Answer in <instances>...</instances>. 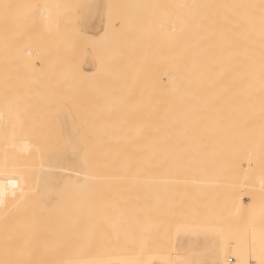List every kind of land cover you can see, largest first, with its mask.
Listing matches in <instances>:
<instances>
[{
	"label": "bare ground",
	"instance_id": "bare-ground-1",
	"mask_svg": "<svg viewBox=\"0 0 264 264\" xmlns=\"http://www.w3.org/2000/svg\"><path fill=\"white\" fill-rule=\"evenodd\" d=\"M88 1L82 3L85 6L80 10V34L73 31L76 34L71 35L74 29L70 28L72 22L67 24L70 30L64 25L66 20L71 19L66 12L71 9L76 11L74 4L81 6L82 0L80 3L79 0H0V103L10 102V106H13L11 103L16 102L14 104L18 110L20 103L24 111V118H19L23 122L22 126L19 120L17 122L20 125L11 119L16 127L12 128L9 120L13 118V114L4 117L8 108L5 110L4 106L0 107V128L8 118V126L4 125L5 128L2 129H8L7 132L15 129L13 132L18 134L14 132L17 139L9 142V146L5 144L6 149L13 150L6 152L1 149L4 154L0 153V264H214L227 255L232 259L229 260L227 256L225 260L231 261L234 258L236 264H248L250 260L254 264H263V244L258 238L264 237V234L255 232L253 242H248L246 238L253 234L250 233L253 223L264 222V0H169L172 2H169L170 28L165 25L169 32H163L169 34H162V42H154L152 52L149 53L150 56L153 55L152 59L162 64L163 70L161 78L159 77L161 81L157 84L160 82V85L155 86L153 93L147 92L148 90L141 92L146 87L142 90L138 87L139 91L135 88L136 94L139 93L131 98L127 96L129 91L123 94L119 92L123 85L120 79L122 76L118 77V82L103 84L108 79L116 81L114 78L120 75L121 68L119 72L115 70L116 77L108 74L103 78L107 77L103 83L94 82L93 73L105 61L101 58L103 54L94 47L96 48L99 40V43L103 42V38L106 40L104 35L110 27V0ZM136 1L138 2L131 0L134 2V9L138 8ZM127 3L130 4V1ZM117 5L120 4H114V7ZM131 6L133 7L131 4L128 7ZM166 6L168 8V3ZM145 9L148 11V5ZM127 13L124 15H128ZM164 20L167 22V19ZM164 20L161 21V26L164 25ZM122 24L125 26L124 22ZM147 29L149 30V25L145 31ZM129 40L131 41L130 38ZM127 41L126 39V44ZM160 44L162 51H158ZM114 55H117L114 60L120 58L122 61L119 52ZM151 63L155 62L152 60ZM155 67L149 68L150 71ZM156 71L159 74L160 70ZM152 77L149 76V80ZM50 80H55V83L49 85ZM143 84L145 83L142 82L141 85ZM133 93L135 92L132 95ZM26 112L30 116L27 117ZM29 112H33V116L36 114L37 118L32 117L33 113ZM46 113L48 117L55 116L63 137L62 144L55 145L56 150L52 149V152H48L53 143L48 133L50 127L43 120ZM19 116H16V120ZM23 119H27V125ZM49 119L52 120L51 117ZM35 120L38 127L47 126L45 131L48 135L43 136L44 131L40 132L42 128H37L40 131L31 128L36 123L29 121ZM58 140L60 142L61 139ZM5 152L9 158L3 156L6 155ZM11 153L12 157L15 155L14 159L10 156ZM48 175L59 180L62 178L58 183L52 179L58 187L64 185V178L66 182L70 178L73 184L76 182L80 186L76 185V191L78 188L83 190L89 187L87 183L92 182L107 183V187L116 182L117 187L118 182L125 181L129 185L131 181L133 186L136 185L135 189L138 187L135 194L129 188L126 190L135 195L138 204L135 202L136 207H132L134 199L127 198L125 190L126 202L131 199L133 204L124 202V192L122 198L121 193L118 197L115 195L117 200H122L121 204L119 201L116 204V200L112 201L113 193L107 195L104 187L102 194L105 192L108 199H111L108 204L103 199V204L100 202L97 206L98 200L97 208H93V204V210L90 211V204L85 208L81 203L85 202V197L79 196L73 219L67 214L74 225V228L71 225L68 229H74L75 232L69 252L65 249L67 245L53 244V240L49 243L50 239L47 237L42 240L46 241L47 238L48 243L40 240L39 235L49 231L42 224L44 225V221L50 223L48 216H52L49 211L43 212L42 203L38 207L34 202L36 209L32 207V212L25 209L27 202L22 205L28 213L31 212L28 214H32L33 218L29 217L31 222L22 214V219H19L21 215L15 217V220L19 219L15 222L13 213L8 211L12 208L14 211L16 208L13 205L19 204V199L21 201L29 191L35 194V191L43 188V184H46L45 192L50 193L53 185H49V191L48 184L51 179L48 184L41 183L42 180L49 179L46 178ZM40 183L41 189H38ZM62 189L64 188H59L58 193ZM99 189L98 196L94 190L98 198L102 196ZM121 189L124 188L120 187L119 191ZM107 190L109 191V187ZM38 193L35 194L37 199L44 200L47 209L49 204H45L46 193V196L40 193L43 197L41 200ZM49 193L47 202L51 206L53 202L50 199H54L55 194L50 193L53 196H49ZM251 198L256 199V208L253 216L247 217L243 212L247 209V200ZM37 199L34 201L37 202ZM96 200L95 198V203ZM28 201L32 205L31 199ZM66 201L69 203V198ZM58 203L59 200L55 207ZM65 205L66 202L62 208ZM105 206L107 211L103 210ZM17 208L19 209V205ZM37 209H41V212ZM52 209L54 208L51 207L50 212L54 213L55 209ZM68 210L66 208V212ZM126 214H130L129 219L132 215L135 217L134 227L128 224V231L125 230L128 221L124 217ZM54 216H60L59 212ZM35 221L44 223H40V227L30 225ZM58 222L60 220L56 224ZM63 231L56 232L61 235ZM107 231L109 232L106 234ZM208 231L216 233L218 239L214 250L209 249L208 252L204 247L192 245L194 240L190 238H197L199 234ZM65 232V237L71 235ZM55 236L58 238L59 235ZM184 236L188 241L185 248L180 246ZM65 240L67 242L66 238ZM62 246L69 255L61 251ZM179 247L182 249L179 250Z\"/></svg>",
	"mask_w": 264,
	"mask_h": 264
},
{
	"label": "rangeland",
	"instance_id": "rangeland-1",
	"mask_svg": "<svg viewBox=\"0 0 264 264\" xmlns=\"http://www.w3.org/2000/svg\"><path fill=\"white\" fill-rule=\"evenodd\" d=\"M71 1H74V0H69V2H71ZM83 2H81V0H79V3L81 4V6L80 5H78V3H75L74 4V6L76 7L75 9H76V11H74V9H71V11L70 12H66V15L67 14H69V15H67V17H71V19L70 20H66V23L64 24L65 26L68 24V23H71L72 22V24H70V28L71 29H73L71 32V35H75L76 33H77V31H78V33L80 34V30H79V22H80V25H81V21H80V19H82V18H80L81 17V15H80V10H82L81 8H82V6H85L84 4H82V3H86V1H88V0H82ZM93 1V0H92ZM91 1V2H92ZM118 1L119 0H110V5H109V9L108 10H110V12H109V18L108 19H110V27L108 28V31H107V34H105L104 35V37L106 38V40L103 38L102 40H103V42L101 43V45H100V43H99V41H101V40H99L98 41V44L96 43V48L94 47V49H96V51H98V52H101L102 54H103V56H101V58H102V61L105 59V61H103V63L100 65V69H101V71H103V72H101V71H99L100 69H98V71H99V73H98V71H95L97 74H95V72L93 73V75H95V78H94V82L95 83H98V84H100V83H103L104 81L103 80H107V77H106V79H103V78H105V76H107L108 74H113L114 75V77H116V75H117V73H115V72H117L118 70L120 71V68H121V72H119L120 73V75L118 74L117 75V78H114V79H116V81H109V79H108V81H109V83H107V82H105V83H103V84H110V83H114V82H118L117 80L119 79L118 77H120V76H122L123 78H120V79H122V81H123V85H122V87H120V90H119V92H121L122 94L124 93V92H127V91H129V93L127 92V96H128V98H129V96H130V98L131 97H134V95H136L137 96V94L139 93H137L136 94V89L139 91V89H138V87L140 88V90H142V89H144V87H146V89H144V90H142L141 92H145V91H147V92H151V93H153V92H155V86L158 84V81H161L160 80V76H161V74H162V70H163V67H162V64H161V62H157V60L155 61V59L153 58H151V57H153V55L152 56H150L149 55V53L151 54V52H152V49H153V43L155 42V43H159V42H162V40H161V35L162 34H164L165 32H169V31H166V29L167 30H169V26H170V21H169V19L171 18V13H170V11H171V4H172V0L171 1H169V0H154V2H153V0H138V2L136 1L135 2V4L137 5L136 6V8L137 9H139V11H137V9H134V7H135V5L131 2V0H120V2L118 3ZM123 1V2H122ZM128 1H130V4L131 5H133V9H131V7L129 8L128 6L130 5L129 3H127ZM135 1V0H134ZM140 1V2H139ZM142 1H144L143 3H142ZM162 1V2H161ZM168 1V2H167ZM76 2H78V1H76ZM89 2V1H88ZM87 2V3H88ZM113 2V3H112ZM116 2V3H115ZM126 2V3H125ZM147 2V3H146ZM157 2V3H156ZM164 2V4H162ZM166 2V3H165ZM171 4H170V3ZM90 3V2H89ZM140 3H142V4H140ZM151 3V4H150ZM159 3V4H158ZM168 3V8H169V6H170V10L167 8V6H166V4ZM76 4L78 5V6H76ZM114 4L116 5V4H120V5H122V6H120V5H117V6H115L114 7ZM125 4V5H124ZM128 6H127V5ZM153 4V5H152ZM156 4H157V6H156ZM108 5V4H107ZM124 5V6H123ZM139 5H142V7H140ZM146 5V6H145ZM147 5H148V11H146L147 9H145V8H147ZM158 5H160V6H158ZM80 6V7H79ZM151 6V8H153L152 10H151V8H149ZM158 9H155V7ZM162 6V7H161ZM117 7V8H116ZM164 7V8H163ZM71 8V7H70ZM70 8H68L69 10H70ZM80 8V9H79ZM108 8V7H107ZM115 10H114V9ZM118 8H120V11L118 10ZM122 8H123V10H122ZM126 8H129V10H127L128 11V13H127V11L125 12V9ZM144 8V9H143ZM165 8H167L166 10H165ZM79 9V10H78ZM112 9V10H111ZM140 9H141V11H140ZM143 9V10H142ZM163 9H164V11H163ZM73 10V11H72ZM77 10H78V12H77ZM122 10V11H121ZM132 10H134L135 12H131ZM153 10H155V13H154V11ZM156 10H157V12H156ZM159 10H160V12H159ZM146 11V12H145ZM149 11H150V13H149ZM75 12H77L76 14H75ZM121 12V13H120ZM122 12H124L123 14H122ZM74 13V14H73ZM116 13V14H115ZM118 13H120V14H118ZM125 13H127L128 15H124ZM133 13H135L134 15H133ZM139 13H140V15H139ZM147 13V14H146ZM154 13V14H153ZM160 13V15H158ZM164 15H163V14ZM70 14H72V15H70ZM79 14V15H78ZM137 14V15H136ZM167 14V15H166ZM66 15H64L65 16V18H64V16H63V18L64 19H66ZM78 15V16H77ZM121 16V18H120V16ZM138 15H139V17H138ZM149 15H151V16H149ZM74 16L76 17L75 19H74ZM125 16V17H124ZM155 16V17H154ZM164 16H170V17H168V18H166V17H164ZM78 17V18H77ZM107 17V16H106ZM133 17H135L134 19H133ZM138 17V18H137ZM154 17V18H153ZM161 17V18H160ZM164 17V19H167V22H166V20H164V19H162ZM124 18H126L125 20H123ZM132 18V19H131ZM147 18V19H146ZM157 18V19H156ZM68 19V18H67ZM76 19H78V22L76 21ZM104 19H106V18H104ZM114 19V20H113ZM142 19V20H141ZM71 20H74V21H71ZM127 20V21H126ZM129 20V21H128ZM136 20V21H135ZM146 20V21H145ZM148 20V21H147ZM155 20H157V21H155ZM162 20H164V25L163 26H161L162 24H163V22H161ZM171 20V19H170ZM118 21H119V23H120V21H121V23L120 24H118ZM133 21H135V22H133ZM75 22V24H73ZM114 22V23H113ZM116 22H117V25H116ZM124 22V24H125V26L122 24ZM133 22V23H132ZM138 22V23H137ZM154 22V23H153ZM78 23V24H77ZM130 23V24H129ZM162 23V24H161ZM113 24V25H112ZM139 26H138V25ZM155 24V25H154ZM119 25V26H118ZM136 27H134V26ZM148 25H149V30L147 29V31H145L146 30V28L148 27ZM166 25V26H165ZM68 26V28H69V25H67ZM111 26H112V28L114 29H111ZM117 26V27H116ZM124 26V27H123ZM141 26V27H140ZM155 26V27H154ZM158 26H160V27H158ZM169 27V28H165V27ZM77 27V28H76ZM122 27V28H121ZM128 27V28H127ZM140 27V28H139ZM153 27V28H152ZM158 27V28H157ZM70 28H69V30H70ZM138 28V29H137ZM154 28H155V30H154ZM161 28V29H160ZM164 28V29H163ZM78 29V30H77ZM121 29V30H120ZM131 29V31H129ZM151 29V30H150ZM153 29V30H152ZM124 30V32H122ZM159 30V31H158ZM162 30H164V31H162ZM73 31L75 32L76 31V33H73ZM127 31V32H126ZM133 31V32H132ZM161 31V32H160ZM113 34H112V33ZM141 32V33H140ZM143 32V33H142ZM149 32V33H148ZM164 32V33H163ZM120 33H121V35H120ZM124 33V34H123ZM138 35H137V34ZM145 33H146V35H145ZM157 33H159V34H157ZM110 34V35H109ZM133 34H134V37H133ZM167 34V33H166ZM166 34H164V35H162V36H166ZM169 34V33H168ZM167 34V35H168ZM116 35V36H115ZM118 35H120V36H118ZM158 35H160V36H158ZM123 36L128 40L127 41V44H126V39L125 38H123ZM129 36H131V37H129ZM138 36H139V38H138ZM151 36V37H150ZM109 37V38H108ZM118 37V38H117ZM144 37V38H143ZM150 39H149V38ZM153 37V38H152ZM158 37V38H157ZM114 38V39H113ZM123 38V39H122ZM129 38L131 39V41L129 40ZM137 38V39H136ZM140 38H142V40L140 39ZM156 38V39H155ZM159 38H160V40H159ZM145 39V40H144ZM152 39H154V40H152ZM158 39V40H157ZM147 40V41H146ZM125 41V42H124ZM157 41V42H156ZM159 41V42H158ZM122 42V43H121ZM108 43V44H107ZM129 43V44H128ZM143 45H142V44ZM148 43V44H147ZM121 44V45H120ZM123 44V45H122ZM130 44H132V45H130ZM145 44V45H144ZM98 45H100V46H98ZM113 45V46H112ZM125 45V46H124ZM136 45V46H135ZM161 45L162 44H160V47L158 46V48H159V50L158 51H162L161 49H162V47H161ZM103 46V47H102ZM122 48H121V47ZM127 46V47H126ZM140 46V47H139ZM143 46V47H142ZM147 46V47H146ZM152 46V47H151ZM99 49H98V48ZM120 47V48H119ZM126 47V48H125ZM139 49H138V48ZM148 47H150V48H148ZM102 48V49H101ZM107 48V49H106ZM119 49V50H118ZM144 49V50H143ZM150 49V50H149ZM104 50V51H103ZM110 50V51H109ZM117 50V51H116ZM143 52H142V51ZM125 51V52H124ZM133 51V52H132ZM138 51V52H137ZM116 52H119V54H121L120 55V57H122V61L121 60H114V59H116V56L117 55H114ZM129 52V53H128ZM135 52V53H134ZM126 53H128V54H126ZM131 53V54H130ZM137 53H139V54H137ZM148 53V54H147ZM134 54H135V56H134ZM146 54V55H145ZM114 56H115V58H114ZM132 56H134V57H132ZM140 56H142V57H140ZM139 57V58H138ZM126 58V59H125ZM148 58V59H147ZM107 59V60H106ZM135 59V60H134ZM151 59V60H150ZM131 60H133V63H132V61ZM138 60V61H137ZM140 60V61H139ZM149 60H150V62H149ZM152 60H153V62H155V63H151L152 62ZM113 61H115V62H113ZM120 61L121 62H123V63H120ZM129 61V62H128ZM143 61V62H142ZM105 62V63H104ZM110 62H113L112 64L110 63ZM119 62V63H118ZM138 63V64H137ZM149 65V63L151 64V65H147V64ZM158 63H160L159 65H158ZM155 64V65H154ZM104 65V66H103ZM130 65V66H129ZM145 65V66H144ZM156 66L155 68L156 69H154V70H151L150 71V69L151 68H154V66ZM73 66H75V65H73ZM114 66V67H113ZM116 66V67H115ZM118 66V67H117ZM122 66V67H121ZM134 66V67H133ZM136 66V67H135ZM148 67V69H146L147 67ZM72 67V66H71ZM104 67V68H103ZM126 67V68H125ZM146 67V68H145ZM160 67V68H159ZM162 67V68H161ZM119 68V69H118ZM124 68V69H123ZM128 68V69H127ZM134 68V69H133ZM145 68V69H144ZM150 68V69H149ZM102 69H104V70H102ZM109 69V70H108ZM133 69V70H132ZM106 70H107V72H106ZM115 70H117V71H115ZM137 70V71H136ZM156 70H160L159 71V74H158V71H156ZM109 71V72H108ZM110 71H111V73H110ZM141 71H143V72H141ZM101 72V73H100ZM104 72H106V73H104ZM132 72V73H131ZM155 73V74H151L150 75V73ZM115 73V74H114ZM143 73H144V75H143ZM147 73H149L148 75H147ZM158 75H157V74ZM104 74V75H103ZM122 74V75H121ZM145 74L147 75V76H145ZM124 75V76H123ZM128 75V76H127ZM130 75V76H129ZM154 75H155V79H157L156 81H155V79H154ZM98 76V77H97ZM103 76V77H102ZM126 76H127V78H126ZM142 76V77H141ZM149 76H150V78L152 77V79H153V81H152V79L151 80H149L150 78H149ZM101 77V78H100ZM133 77V78H132ZM136 77V78H135ZM157 77V78H156ZM160 77V78H159ZM139 79H140V82H139ZM143 80V81H142ZM148 80V81H147ZM138 81V82H137ZM146 81V82H145ZM150 81V82H149ZM124 82H125V84H124ZM142 82H144L145 84H147V85H145V84H143V85H141V83ZM53 83H55V80L53 81V80H50V82L48 83L49 85L50 84H53ZM128 83V84H127ZM130 83V84H129ZM140 83V84H139ZM154 83V85H152ZM71 84V83H70ZM73 84L75 85L76 84V82H73ZM127 84V85H126ZM136 84H138L137 86H136ZM128 86V87H126V86ZM159 85H160V82H159ZM159 85H157L156 87H159ZM147 86H149V87H147ZM133 87V88H132ZM154 88V90H153V88ZM125 89V90H122V89ZM131 88V89H130ZM136 88V89H135ZM149 88H151L150 90H149ZM127 89V90H126ZM135 89V90H134ZM123 92H122V91ZM134 90V91H133ZM153 91V92H152ZM132 92H135V93H133V95H132ZM131 94V95H130ZM135 96V97H136ZM14 103H16V102H13V103H11V105H13L14 107H15V104ZM18 103V102H17ZM7 104V105H6ZM20 104V103H19ZM18 104V106H19V110H18V108L17 107H15L17 110H15V108H13L12 109V107L13 106H10V102L9 103H7V102H2V103H0V107H2V106H4V108H5V110L8 108V111H6L3 115H4V117H10V115L11 114H13L12 115V117L13 118H10V120L9 121H11V119H14L16 122H15V124L16 123H19L20 122V120H19V118L21 117V118H24L23 117V113L22 112H24L23 111V109H22V106H20ZM2 105V106H1ZM9 105V106H8ZM22 105V104H21ZM7 106V107H6ZM16 106H17V104H16ZM3 108V109H4ZM10 108V109H9ZM12 109V110H11ZM11 110V111H10ZM20 110H21V112H20ZM18 111V112H17ZM8 112V113H7ZM20 113V114H19ZM27 113V112H26ZM31 113H33V112H31ZM30 112H29V114H31ZM2 114V112L0 111V115ZM10 114V115H9ZM16 114V115H15ZM6 115H8V116H6ZM20 115V116H19ZM27 115V117L28 116H30V115H28V113L26 114ZM34 115V113L32 114V117H36V114H35V116H33ZM48 114L46 113V116H43V120H45V124H48V126L50 127V130L51 131H53L52 133L50 132V130H48L49 132V136L52 138H50V140H52V142L54 143H52V145H51V147L49 148V150H48V152H52V149H53V151H55L56 150V148H55V145H59V144H62L61 142L63 141V137L61 136V131H60V128H59V125H58V121H56L57 119H54L55 118V116L52 118V115L50 116L51 117V119L52 120H48V118H50V117H48L47 116ZM16 116H19V117H17V120H16ZM24 116H25V114H24ZM31 117V119L33 120V118ZM39 117V116H38ZM45 117V118H44ZM26 118V117H25ZM37 118V117H36ZM35 118V119H36ZM40 118V117H39ZM39 118H38V120H39ZM4 119V120H3ZM2 119V122L4 123L5 122V118H3ZM8 119V118H7ZM7 119H6V122H5V124H3V127L2 128H5V126H6V123H8V121H7ZM30 119V118H29ZM40 119H42V118H40ZM14 120H12V121H14ZM19 120V122H17ZM22 120V119H21ZM26 120V125H27V123H28V121H27V119H23V121H25ZM37 120V119H36ZM36 120H35V122H33V121H29V122H32V124L33 123H36V125H37V127H35L36 125L34 124L33 125V127H31V128H42V129H37V130H39L40 132H42V130L44 131V132H42V134H43V136L45 135H48V133L45 131V129L47 130V126H45V128H44V126L42 125V127L41 126H39L38 127V123L36 122ZM37 120V121H38ZM12 121H11V124H12ZM47 121H49L48 123H46ZM42 122V121H41ZM44 122V121H43ZM42 122V123H43ZM21 123V126H22V123L23 122H20ZM20 123L18 124V125H20ZM41 123V124H42ZM50 123V124H49ZM44 124V125H45ZM54 124V125H53ZM5 125V126H4ZM9 125H10V123H9ZM13 125V127L12 128H16L15 126H14V123L12 124ZM11 125V126H12ZM29 125V124H28ZM40 125V124H39ZM7 126H8V124H7ZM6 126V127H7ZM11 126L9 127L10 129H11ZM20 126V127H21ZM25 125H23V128L25 129V127H24ZM32 126V125H31ZM54 126V127H53ZM58 126V127H57ZM51 127H53L52 129H51ZM2 128H0V129H2ZM26 128H27V126H26ZM56 130H55V129ZM57 128H59V129H57ZM18 129H19V126H18ZM18 129H17V131H18ZM27 129H30L29 128V126H28V128ZM49 129V128H48ZM5 129H2V132H0V150L2 149L3 151H8L9 149H6V147H5V144H7L8 146H9V142H11V141H13V140H15V138L17 139V133H16V131H14L16 134L15 135H13L14 134V132H13V130H15V129H13L11 132H7L8 131V129H6L7 131H4ZM59 130V131H58ZM21 131V130H20ZM38 131V132H39ZM13 132V133H12ZM39 132V133H40ZM56 132V133H55ZM12 133V134H11ZM44 133H47V134H44ZM41 134V135H42ZM60 135V136H59ZM14 136H16V137H14ZM37 136H39V135H37ZM44 136V137H45ZM14 137V138H13ZM40 137V136H39ZM38 137V138H39ZM42 139V138H41ZM40 139V140H41ZM58 139H61L60 140V142H58L59 140ZM2 144H3V147H5V149L3 148V147H1L2 146ZM54 145V146H53ZM55 149H54V148ZM58 147V146H57ZM59 148V147H58ZM12 150H13V148H11ZM10 149V150H11ZM51 149V150H50ZM1 150V152L0 153H2V154H4L3 153V151ZM9 150V151H10ZM6 151V152H7ZM15 151V150H14ZM14 151H12L13 153H14ZM6 152H5V154H6ZM9 153V152H8ZM16 154H17V152H15ZM8 154H6V155H3V156H6V158L8 157L9 158V156H7ZM12 155V153L10 154V156ZM17 156V155H16ZM12 157V156H11ZM49 157V156H48ZM13 159L15 158V155H14V157H12ZM17 158V157H16ZM48 159H47V157H46V161H47ZM46 178H49V179H47V180H42V184H43V182H47V184H48V181H49V184H48V190L50 191V188H49V185L50 186H52V188H51V191H50V193H52L53 195H54V199H52L51 197H49V198H51L50 200H52V202L54 203V206H53V203H51V206H49L50 205V202H47V199H48V191L47 192H45L46 191V184L44 185H42L41 183H40V185H39V187H38V189H41V185H42V191L41 190H39V191H37V192H39L38 193V195L41 193L43 196L45 195V193H46V197L47 198H45L46 199V201H45V204L47 203V204H49L46 208L48 209H45V206L46 205H44V203H43V201L41 200V198L43 199V197H41V194H40V196H39V199L41 200V201H39L38 199H37V192L35 191V194L34 193H32L31 194V191H29L28 193H27V196H25V197H22L21 198V201H23V200H25V201H23V203L20 201V199L17 201V202H19V204L18 203H15L14 205H13V207L14 208H16V209H14V211H13V208L12 209H10V210H8L9 212H10V214L11 213H13V218H14V220H15V217H19V215H23L24 217H27V218H25V219H27V221H29L28 219H30V222H31V218H33L32 217V214H31V216L29 215L28 216V214H30L32 211H33V209H36L35 208V206H33V203H34V205H36L37 206V204H38V207H41V203L43 204L42 205V210H43V212H46L47 213V211H49L48 213L49 214H51L52 213V216L50 215V216H48V217H50V218H48L49 219V221H50V223L49 222H47V221H40V222H37V221H35L34 222V224L32 223V224H30V222H28L30 225H34V226H41V224L40 223H44V225L42 224V227L44 226V228H48V230L50 231H48L47 232V229L45 230L46 232H47V234L44 232V234H41V235H39V238H40V240H42V239H44V237H47L48 239H50V241H48V239L46 238L45 240L46 241H44V240H42V241H44V242H49V243H51V240H53L54 242H53V244H61V245H63V246H66V248L65 247H63L62 246V249H61V251L62 252H65V254H68L69 255V252H70V248H71V246H72V244H73V240H74V237H72V236H75V235H73V233L75 234V232H74V229H73V231H71V229H70V231H69V229H68V227H70L71 225L73 226H71L72 228H74V225H73V222H71V220L73 219V217H74V212H75V210H77V208H78V203H79V200H78V197L80 196L81 198L82 197H85V198H83V200H85V202H83V201H81V203H82V205L86 208L89 204V209H90V211H92L93 210V208L95 207V208H97V206L100 204V202H101V200H106L107 201V204H108V200H110L111 199V197L108 199V197L110 196V193L112 194L111 196L113 197V199H112V201H114V200H116V204H117V201H119V199L117 200V198L116 197H118V194L119 193H121V198H122V193L124 192V198H122V199H125V191H126V193H127V190L126 189H128L129 191H130V189H131V191L130 192H133L134 194H135V192H136V190H137V188L138 187H136V189H135V186L136 185H134L133 186V182H131V181H129V183L131 184V188H130V184L128 185V182H126V183H124V182H118L117 183V187H116V182H114V185L112 186V184H110V186L108 185V187H109V191L107 190V183H106V185H105V183H99L100 184V186H99V184H97V186H95L96 184L94 183V182H92V183H87V185L89 186V187H86L85 189H80V190H82L81 192H80V190H79V188H78V191H76V189H77V187H80V186H78L77 184L78 183H72L71 182V180H69L70 178H68V181L66 182V180H65V178H64V181H63V183H64V185L66 186H64L63 184H61L62 182H60V184L61 185H63V186H61V187H63L64 189H62L63 191H60L61 193H58V189L59 188H61L60 186L58 187V184H56V182L58 181H62L61 179L62 178H60V180L58 179V178H56L55 176H53V177H51V175L49 176L48 175V177H46ZM55 178V179H54ZM54 181H56V182H54L53 183V180ZM58 179V180H57ZM72 179V178H71ZM51 182H52V184H51ZM57 182V183H58ZM82 184V183H81ZM92 184H93V187H91L92 186ZM120 184H121V186H120ZM134 184H135V182H134ZM54 185H56V186H54ZM75 185V186H74ZM76 185H77V187H76ZM80 185V184H79ZM91 185V186H90ZM101 185H102V187H101ZM118 185H119V187H118ZM124 186H126V188L124 187ZM56 187V188H55ZM72 187V189L73 190H71L70 191V188ZM75 188V190H74V188ZM94 187H97V189H94L95 190V194H96V196H98L99 194V192H98V189H99V187H100V189H99V191H100V193L102 194V190L103 191H105V188H106V193H107V195H109L108 197H107V195L105 194V192H104V194H102V196L104 195L105 196V198H104V196L102 197H96L95 196V194H94V190H93V188ZM105 187V188H104ZM114 187H115V189H114ZM120 187H122V188H124L123 190L121 189V191H119V188ZM45 188V190L43 191V189ZM58 188V189H57ZM111 188H113V190H110ZM37 189V188H36ZM55 189V190H54ZM66 189V190H65ZM86 189H87V191H86ZM54 190V191H53ZM57 190V192L55 193V191ZM92 190V191H91ZM117 190V192H115ZM125 190V191H124ZM134 190V191H133ZM41 191V192H40ZM69 191V192H68ZM85 191V192H84ZM96 191H97V193H96ZM119 191V192H118ZM128 191V193L126 194V197L127 198H131V199H134V204H133V202L132 201H130L129 199H127V202H126V199H125V203H131V204H133L132 205V207L134 206V207H136V204H138V200H137V202H136V200H135V195H133V194H131L130 192ZM45 192V193H44ZM67 192H68V194L70 193V195L72 196H68V194H67ZM78 192H79V194H78ZM50 193H49V196H51L50 195ZM57 193H58V195H57ZM64 193L66 194V195H64ZM72 193H74V195L72 194ZM92 193V194H91ZM36 196H34V195ZM76 194H77V198H76ZM129 194L131 195L130 197H129ZM52 195V196H53ZM64 195V196H63ZM115 195H116V197H115ZM137 195V194H136ZM59 196H60V198H59ZM73 196H74V198H73ZM88 196V197H87ZM28 197H30L29 199H31V204L32 205H30V203H29V199L26 201V199L28 198ZM55 197H58V200H59V203H58V205H57V207H55V205L57 204V201L58 200H55ZM63 197V198H62ZM67 197V199L69 198V203L71 204V206H73V208L70 206V204L68 203V201H66L65 200V198ZM107 197V198H106ZM135 197V198H134ZM88 198H89V200H88ZM95 198L97 199L96 200V203H95ZM102 198V199H101ZM115 198V199H114ZM35 199H37V202L36 201H34ZM61 199V200H60ZM72 199H73V201H72ZM77 199V200H76ZM91 199H93V201L91 200ZM49 200V199H48ZM54 200V201H53ZM98 200H100L99 201V203L97 204V201ZM103 200V201H104ZM60 201H61V203H62V205L63 206H61V203H60ZM66 202V205H65V208H62V207H64V203ZM72 201V202H71ZM74 201H76L77 203H75ZM90 201H91V203H90ZM112 201H111V203H112ZM121 201L122 200H120L119 202V204H121ZM28 203L27 204V206L25 207V209H27V211H31L30 213H28L25 209H24V205H25V203ZM39 202H40V204H39ZM86 202H88L87 204H86ZM135 202H136V204H135ZM22 203V204H21ZM102 204H103V202H101ZM123 203V202H122ZM6 204H7V202H6ZM59 204H60V206H59ZM86 204V205H85ZM94 204V205H93ZM96 204H97V206H96ZM105 204H106V202H105ZM106 204V206H108ZM109 204H110V202H109ZM18 205H19V209L17 208L18 207ZM23 205V206H22ZM92 205H93V208H92ZM130 205V204H129ZM102 206V205H101ZM100 206V207H101ZM106 206H105V208H103V210H106L107 211V208H106ZM114 206V204L112 205V207ZM116 206H118V205H116ZM32 207H33V209H32ZM37 207V208H38ZM51 207H53L54 209H55V211H54V209H52L53 211H54V213L53 212H50L51 211ZM75 207H77V208H75ZM109 207H110V205H109ZM109 207H108V209H109ZM5 208V207H4ZM3 208V211H5V209ZM29 208V209H28ZM44 208V209H43ZM60 208V209H59ZM66 208H67V210L69 211V212H66ZM115 208V207H114ZM246 210H245V212H243V214H244V216H247V217H251V216H253V214H254V211H255V208H256V199H254V198H251V199H248L247 200V202H246ZM20 211V212H18V210ZM41 209H37L39 212H41ZM57 209V210H56ZM63 209H65V211L63 210ZM71 209H72V211H71ZM110 209H112L111 207H110ZM37 210H36V212L35 213H37ZM46 210V211H45ZM102 210V209H101ZM113 210V209H112ZM2 211V212H3ZM13 211V212H12ZM56 211H57V213H56ZM63 211V212H62ZM94 211H95V209H94ZM9 212H7V214L9 213ZM16 212H18L17 214H16ZM33 212V213H34ZM58 212H59V214H60V216H54V215H56V214H58ZM71 212V213H70ZM97 212H98V210H97ZM4 213H6V212H4ZM34 213V215H36ZM63 213H65L64 215H63ZM70 214V216H71V218H69L70 216L69 215H67V214ZM14 214H15V216H14ZM111 214H112V212H111ZM20 216L19 217V219H22V217L23 216ZM26 215V216H25ZM73 215V216H72ZM5 216V215H4ZM3 216V217H4ZM8 216V215H7ZM6 216V217H7ZM11 216V215H10ZM65 218H64V217ZM129 216H130V214H126L124 217H127V219H128V221H127V223H126V228H125V230H127L128 231V228L127 227H129L128 226V224L129 225H131L130 227H134V225H133V222L135 221L134 219H135V217L132 215V217H133V219H129ZM5 217V218H6ZM9 217V216H8ZM29 217H31V218H29ZM56 217V218H55ZM57 217H58V220H57ZM61 217H62V221H61ZM53 220H52V219ZM111 218V217H110ZM116 218V217H115ZM114 218V219H115ZM9 219V218H8ZM7 218H6V221H9ZM19 219H17V220H15V222H17ZM63 219L65 220V221H63ZM67 219H69V220H67ZM71 219V220H70ZM10 220H12V218L10 219ZM13 220V221H14ZM34 220H37V219H34ZM60 220V223L58 222L57 224H56V221H59ZM66 220H67V223H66ZM130 220V221H129ZM53 221V222H52ZM115 221V220H114ZM132 221V222H131ZM55 222V223H54ZM37 223V224H36ZM49 223V224H48ZM54 223V224H53ZM64 223V224H63ZM40 224V225H39ZM51 224V225H50ZM59 224H62L61 226L59 225ZM112 224V223H111ZM114 224V223H113ZM112 224V225H113ZM47 225V226H46ZM57 225H59V227H57ZM103 225V224H102ZM106 225V224H105ZM105 225H104V227H105ZM117 225V224H116ZM257 225H260L259 227H257ZM62 226H63V228H62ZM65 226L67 227V228H65ZM122 226V225H121ZM55 227H57V230L58 231H63V229L65 230V231H69L68 232V234L67 235H70V233H71V235L70 236H67V237H65V231H63L62 232V234L60 235V233L58 232H56L57 230H56V228ZM99 227V226H98ZM60 228H61V230H60ZM101 228V227H100ZM106 228V227H105ZM108 228V227H107ZM52 231V232H51ZM109 231H107L106 232V234L108 233ZM211 232V231H210ZM209 231L208 232H206L205 234H199V236L196 238V237H194V238H190V239H193V240H190V242H192V245L193 246H198V247H204L205 249H206V251H207V249H208V252H210V250L212 251V249L214 250V248H216L217 247V245H218V239H217V237H216V233H213V232H211L210 233ZM255 232H260V233H263L264 234V222L263 221H261L260 222V224H256V223H253L252 224V228L250 229V233H253V234H250L249 235V237H247L246 238V240L248 241V242H253L254 240H255ZM42 233V232H41ZM124 233V232H123ZM126 233V232H125ZM46 234V235H45ZM51 234V235H50ZM215 234V235H214ZM44 235V236H43ZM49 235V236H48ZM54 235H59V236H61L60 237V239H58L59 238V236H58V238H57V236H55L54 237ZM126 235V234H125ZM201 235H203V236H201ZM212 235H214V236H212ZM41 236H42V238H41ZM52 238H51V237ZM50 237V238H49ZM211 237H213V238H211ZM38 238V237H37ZM38 238V239H39ZM55 238L57 239V240H59V242H61L62 241V243H59L57 240H55ZM62 238V239H61ZM65 238L67 239V242L69 243V247H68V243L66 242V240H65ZM215 238V239H214ZM63 239H64V241H63ZM214 239V240H213ZM217 239V240H216ZM39 240V241H40ZM207 240V241H206ZM212 240V241H211ZM258 240L263 244V253L261 254L262 255V258H264V237H259L258 238ZM211 241V242H210ZM47 242V243H48ZM63 242H65V243H63ZM186 242V243H185ZM187 240H186V238H185V236L183 237V240H182V242L181 243H183V244H181L180 243V246H182L183 248H185L186 246H187ZM189 242V243H190ZM207 242H209L208 244H207ZM67 243V244H66ZM185 244V245H184ZM207 244V245H206ZM212 244V245H211ZM209 245H211L210 247H209ZM216 245V246H215ZM213 246V247H212ZM182 247L180 248L179 247V250L180 249H182ZM66 249V251H69V252H66L65 251V249ZM210 249V250H209ZM228 256V257H227ZM226 257L230 260V259H232V257L230 256V255H227ZM226 257H223L222 259L220 258L219 259V261L217 260V262H215L214 264H225V262H227V261H229L228 259L227 260H225L226 259ZM223 260H225L224 262H223ZM235 262V264H236V260L233 258V260L231 261V262H227L228 264H233ZM262 263L264 264V259H263V261H262ZM248 264H254L251 260L249 261V263Z\"/></svg>",
	"mask_w": 264,
	"mask_h": 264
},
{
	"label": "built area",
	"instance_id": "built-area-1",
	"mask_svg": "<svg viewBox=\"0 0 264 264\" xmlns=\"http://www.w3.org/2000/svg\"><path fill=\"white\" fill-rule=\"evenodd\" d=\"M232 261V260H231ZM231 261H229V262H231ZM198 264H201V263H198Z\"/></svg>",
	"mask_w": 264,
	"mask_h": 264
}]
</instances>
